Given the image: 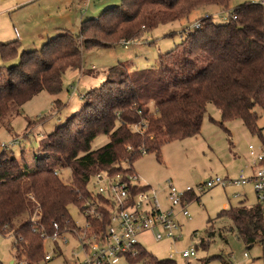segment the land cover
<instances>
[{
  "label": "trees",
  "instance_id": "16d2710c",
  "mask_svg": "<svg viewBox=\"0 0 264 264\" xmlns=\"http://www.w3.org/2000/svg\"><path fill=\"white\" fill-rule=\"evenodd\" d=\"M230 1L122 0L98 16L86 17L78 34L66 29L40 48L23 49L18 62L0 65V127L9 128L12 117L22 115L25 103L40 92L59 94L66 71L81 69L84 50L111 47L118 40L188 19L209 5L229 8ZM230 15H237V20L217 23L207 16L201 27L184 28L183 42L160 54L155 68L133 69L126 63L110 67L101 85L81 94L80 109L45 135L34 166L5 150L0 153V233L12 237L16 261H46L42 234L76 230L69 209L73 204L81 209L93 201L107 218L103 198L90 189L92 177L98 171L127 172L143 154L159 157L165 143L199 134L209 104L220 110L222 125L240 119L262 136L256 108L264 111V4L245 2ZM20 46L18 39L0 41L1 57L12 59ZM101 134L109 142L93 149V140ZM65 168L71 171L68 182L60 175ZM221 218L233 222L248 249L264 245V208L258 203L247 205L243 200L219 212L217 219ZM88 219L94 231L103 228L101 220ZM209 228L211 238L214 223ZM209 244L210 240L200 242L203 248ZM126 259L132 264H177L172 258L159 259L142 245Z\"/></svg>",
  "mask_w": 264,
  "mask_h": 264
},
{
  "label": "rangeland",
  "instance_id": "374dc122",
  "mask_svg": "<svg viewBox=\"0 0 264 264\" xmlns=\"http://www.w3.org/2000/svg\"><path fill=\"white\" fill-rule=\"evenodd\" d=\"M2 3L21 0H1ZM122 0H64L58 8L57 4L44 0L46 8L40 2L30 4L16 10L13 15L0 14V41L17 37L16 29L21 37L30 36L42 29H49L53 19L71 14L67 28L78 34L81 19L86 16H98L109 5H118ZM245 2H262V0H231L229 8L218 4L209 5L192 13L187 21H175L160 25L152 31L139 36L118 40L111 47H94L84 50L81 69H68L64 75L63 89L57 94L44 90L27 101L23 106V114L13 116L11 126L0 127V153L4 150L2 144L19 138L11 149L5 151L15 155L19 160L27 162L30 166L35 164V155L40 152L41 141L54 128L65 121L66 118L77 112L82 104V95L92 87H97L107 77V70L118 64L126 63L133 69L155 68L160 54L175 48L183 42L186 30L193 27L197 21L202 22L203 17L212 16L217 23L225 22L220 16H229L232 9ZM49 4V6H48ZM4 6L0 3V8ZM70 11L72 13H70ZM144 30V28H142ZM140 41L125 48L122 42ZM28 45L40 48L43 43L30 41L23 43L18 54L10 60H4L0 54V65H10L20 59V53ZM85 72V73H84ZM61 101L55 104V100ZM64 103V104H63ZM55 105L58 107H55ZM259 114L258 127L262 128V136L252 133L240 119L227 121L221 124L220 110L209 104L199 134L177 139L165 143L159 157L155 153L143 154L132 163L133 169L139 174L142 182H147L159 192V198L166 206L164 191L167 180L171 179L178 187L198 186L211 177L221 176L237 178L242 174H251L250 145L256 148L264 147V111L257 107ZM48 116L43 121L41 117ZM28 120L32 124L28 127ZM109 142V137L101 134L92 142V148L97 149ZM61 178L68 182L71 178L69 168L62 169ZM90 188L92 186L90 185ZM236 194H240L237 196ZM199 200L191 202L189 208L191 218H182L180 234L182 237L173 241L171 239L157 240L151 231L138 235V241L159 259L172 258L177 264H264L262 258L264 245L257 243L248 249L238 237L233 222L228 218H218L219 212L245 201L247 205L257 204V198L251 184L245 186L217 185L198 194ZM241 197V198H239ZM229 204L225 207V203ZM70 213L78 227L76 230L61 235L65 238L57 241H45L46 255L50 258L41 264H71L77 253L81 252L80 238L86 236V217L81 209L73 204ZM212 219V223L209 220ZM214 223L215 235L208 237L209 227ZM198 233V236L195 235ZM210 240L208 247L200 246L201 240ZM197 257L184 258L185 249L197 246ZM60 251L62 252L60 254ZM217 255L208 263L204 260ZM12 246V237L0 233V261L10 264L15 260ZM225 260V261H224ZM16 264H28L25 259H18ZM119 264H132L122 257ZM135 264H144L138 262Z\"/></svg>",
  "mask_w": 264,
  "mask_h": 264
},
{
  "label": "built area",
  "instance_id": "2783aa9c",
  "mask_svg": "<svg viewBox=\"0 0 264 264\" xmlns=\"http://www.w3.org/2000/svg\"><path fill=\"white\" fill-rule=\"evenodd\" d=\"M262 3L264 4V0ZM220 17L224 21L237 20V15ZM201 25L202 22L197 21L187 30L192 31ZM139 43L140 41L122 42L125 48ZM18 142L19 138H14L11 142L2 144V147L4 150L11 149ZM249 149L252 171L250 175L242 174L237 178L215 176L198 186L185 187H178L168 179L164 191L166 206L161 202L159 192L149 183L142 182L132 166H128L127 172L114 174L98 171L91 179L90 189L95 197L103 198L107 218L105 214L96 210L97 205L93 201L84 204L81 212L86 217L87 233L79 239L81 252L76 254L77 257L71 261V264H119L122 257L126 259L127 255L135 256L138 253V246L141 245L138 235L145 231H151L157 240H179L182 237L180 234L182 218H191L189 208L191 202L199 200L198 194L217 185L226 187L251 184L258 204L264 208V147L256 148L250 145ZM191 192L194 195L190 199L188 197ZM236 195L240 196V194ZM89 216L101 220L103 228L98 232L94 231ZM42 235L45 241L55 242L65 238L56 232L51 236ZM195 235L198 236V233ZM182 255L187 259L197 257L196 246L185 249ZM50 257L51 254L48 253L46 258Z\"/></svg>",
  "mask_w": 264,
  "mask_h": 264
},
{
  "label": "crops",
  "instance_id": "0c3cea01",
  "mask_svg": "<svg viewBox=\"0 0 264 264\" xmlns=\"http://www.w3.org/2000/svg\"><path fill=\"white\" fill-rule=\"evenodd\" d=\"M37 1H42V2L39 3L40 6L42 8H46V5H44V3H43L44 0H21V1H17L16 3L11 2V1L9 3L8 2L2 3V1L0 0V3L4 5V6H2L0 8V14L1 15H3V14H11V15H13L14 13H16L15 12L16 10L24 8V7H26V6L30 5V4H35V3H37ZM49 1L52 2V3L55 2L57 4L58 8H60V6L64 4V0H49ZM48 6H49V4H48ZM70 13H72V12L70 11ZM70 17H71V14H68V15H65L63 17H60V18L58 17L57 19H53V21L51 23L52 26H50L49 29H47V28L42 29L41 31L33 33L30 36L28 35L26 37H21L19 32H18V30L16 29L17 37L14 38V39L6 40V41L18 39L21 44H23V43L29 44L30 41H32L35 44L36 40L37 41H41L42 43H44L49 38L54 37L55 35L59 34L60 32L68 29L67 28V23L70 21ZM86 17H88V16H86ZM86 17H83L81 19V22ZM181 21H187V20H181ZM6 41H3V42H6ZM24 48L25 49H32V48H37V46L28 45V46H26ZM228 206H229L228 202L225 203V207H228Z\"/></svg>",
  "mask_w": 264,
  "mask_h": 264
},
{
  "label": "water",
  "instance_id": "95a60500",
  "mask_svg": "<svg viewBox=\"0 0 264 264\" xmlns=\"http://www.w3.org/2000/svg\"><path fill=\"white\" fill-rule=\"evenodd\" d=\"M14 263V260L13 261H11V263L10 264H13Z\"/></svg>",
  "mask_w": 264,
  "mask_h": 264
}]
</instances>
